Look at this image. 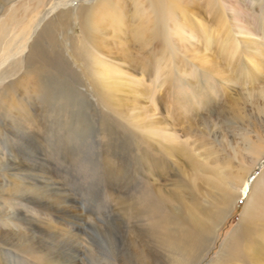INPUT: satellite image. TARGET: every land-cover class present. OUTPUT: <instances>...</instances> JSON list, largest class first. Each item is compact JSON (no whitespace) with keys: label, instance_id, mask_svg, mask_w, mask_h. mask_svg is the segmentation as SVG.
I'll return each instance as SVG.
<instances>
[{"label":"rangeland","instance_id":"374dc122","mask_svg":"<svg viewBox=\"0 0 264 264\" xmlns=\"http://www.w3.org/2000/svg\"><path fill=\"white\" fill-rule=\"evenodd\" d=\"M155 7L119 0L115 28L99 26L93 14L85 22L76 9L51 27L56 59L35 68L42 78L63 75L73 97L48 103L44 92L21 90L11 97V112L0 109V173L45 191L46 179L33 175L42 172L76 216L20 204L10 185L5 212L18 210L21 221L7 222L14 236L37 226L39 242L78 264H134L142 254L149 264H189L208 235L203 230L219 220L222 198L235 192L242 196L199 264L222 255L223 264H245L225 244L247 194L264 193V0H165ZM148 154L161 162L162 177L149 171ZM21 164L26 169L16 178ZM1 176L0 188L9 185ZM244 180L247 194L232 187ZM149 184L169 209H148ZM191 214L201 232L186 220ZM6 258L42 264L10 248Z\"/></svg>","mask_w":264,"mask_h":264},{"label":"bare ground","instance_id":"6f19581e","mask_svg":"<svg viewBox=\"0 0 264 264\" xmlns=\"http://www.w3.org/2000/svg\"><path fill=\"white\" fill-rule=\"evenodd\" d=\"M77 1L80 0H0V81H5L7 79L10 80L11 77L15 76L6 85L0 87V109L5 110L6 112H11V97L20 90L26 94L30 92L34 93L35 91L44 92L45 95L42 99L48 103H55V101H58L59 103H67V101L69 102V99L73 97L70 83L63 80V75L60 79L58 78V74L56 76L52 75L50 77L47 76L42 78L41 75L43 74L41 73L40 75L36 70L37 68H35L36 65L40 66L41 64L52 63L56 59V48L51 45H53L54 42H57V40L55 41V35L53 37L49 35L52 31L51 27L72 10L76 9L79 15L85 16V22H87L88 17L93 14V17L98 18L99 26L104 23L111 28H115L114 15L119 3V0H86L87 2L92 3H88L87 5L83 4L84 2L81 4H75ZM164 1L165 0H149V4L150 6L153 5L154 9L157 10L155 5L157 3H164ZM170 1L172 3V0ZM68 4H71L72 8L68 7ZM134 6H139V8L144 11L141 3H134ZM53 11L56 12L53 13ZM45 35H48L47 41H44ZM97 36L100 37L102 35L98 34ZM43 43L47 45H43ZM19 70H23V73L20 78L16 79ZM23 109L24 108L22 107L19 108L16 113H22ZM69 118L72 119L71 117ZM147 156H149V154ZM147 160L149 162L147 164L149 166V171L162 177L161 162L153 158L151 155ZM21 165L23 167L20 166L18 168L19 172H13L12 174L16 178L22 176V169H26L25 165ZM160 167L161 170L159 169ZM219 169L221 168L219 167ZM2 170L3 169H0V172H2ZM221 170L224 171L225 169ZM6 173L8 172L0 173L2 175L1 177L5 178L4 181H9V185L7 184L8 182H5L6 184H1L0 188V264L10 263L12 257L9 260L6 258L9 248L15 249L24 254H34L42 264H78V260L75 258L66 256L64 253L53 250L49 247L46 248L44 246L45 244L41 243V240L44 239L41 238V240H39L38 236L42 235L43 231L39 234L34 232V229L37 226H30V231H27L29 234L25 233L19 236L13 235L11 231V226H13V224L7 221L12 219L18 220L21 213H18V210H12L11 213L5 212L6 203L2 198L4 195L7 196L11 194L9 191L11 188L10 185L15 189L13 195L16 196L15 199L20 202V204H36L35 208H37V210H41L39 208H42L50 210L53 214L54 212L57 213V211L60 213H67L65 215L70 216L71 218H74L76 215L71 212L68 206L64 205L65 200L63 198H55L53 196L55 195V192H53L52 189H48V187L55 183L50 182L49 178H46V175H41L42 172H39V174L34 173L33 175L37 178L44 177V179H46L42 182L43 186H46L45 191L43 190V187L39 189V186L37 185L28 188V185L26 187L25 184L15 183L13 180L10 182V177L8 178ZM48 173L50 174L49 171ZM219 178L225 180L224 175ZM37 183H39V181H37ZM232 185L233 184H231V186ZM231 186L230 189H232ZM232 187L233 189H237V192L239 193L240 190H243V193L241 194H247V189H249L245 180L242 181L240 185L234 184ZM146 189V192L149 195L148 209L150 211L156 213L163 207L169 209L168 198L164 199L159 190L155 188L154 184H149ZM59 190L61 191V189ZM22 192H24L23 196L21 195ZM250 194H247V196L250 197V202L245 207L239 225L236 226L238 227L237 230L229 240L230 247L228 246V242L225 246L233 251L235 258L239 255L241 256L240 260L248 259L245 264H264V193L260 196L256 194L257 197L255 198L254 195L251 198ZM241 196L242 195L240 194L235 195L234 192L227 194V196L222 198V207L219 214L220 218L214 227H210L209 232L203 230L204 228L201 225V220L197 218L195 214H191L189 220L186 215V220L195 227L197 232L203 230V232L208 233V235L201 237L199 240L196 248L200 251L199 253L191 254V261L189 264H199L204 260L207 252L212 248L214 242L213 238L215 237L217 228L222 224L224 219L230 215V211L234 207L233 203ZM42 200L44 201L41 202ZM69 212H71V215ZM60 213H57L56 216H60ZM180 214L181 213L178 210L177 213H174V216L177 217ZM22 215L25 216L26 213H23ZM23 219L32 220L28 216ZM19 221L21 220H18V222ZM26 223L31 225L29 222ZM33 225L35 224L32 223V226ZM38 229L41 230L40 227H38ZM52 229L55 230L56 228L54 227ZM56 232L58 233V231ZM190 238H192V236ZM133 260L134 264H149V260L144 254L133 257ZM12 261L14 260H11V262ZM224 262L225 258H223L222 255L219 259H215L214 263L212 261L211 264H223Z\"/></svg>","mask_w":264,"mask_h":264}]
</instances>
